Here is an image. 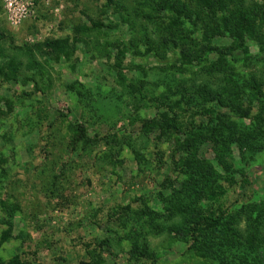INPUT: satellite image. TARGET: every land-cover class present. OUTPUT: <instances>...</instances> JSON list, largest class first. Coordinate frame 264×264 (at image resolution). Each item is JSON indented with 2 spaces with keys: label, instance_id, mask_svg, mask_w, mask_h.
Returning <instances> with one entry per match:
<instances>
[{
  "label": "rangeland",
  "instance_id": "374dc122",
  "mask_svg": "<svg viewBox=\"0 0 264 264\" xmlns=\"http://www.w3.org/2000/svg\"><path fill=\"white\" fill-rule=\"evenodd\" d=\"M210 1L0 0V263L264 264V0Z\"/></svg>",
  "mask_w": 264,
  "mask_h": 264
},
{
  "label": "trees",
  "instance_id": "16d2710c",
  "mask_svg": "<svg viewBox=\"0 0 264 264\" xmlns=\"http://www.w3.org/2000/svg\"><path fill=\"white\" fill-rule=\"evenodd\" d=\"M198 1L201 4L205 5L206 7L208 6L209 8H212V7H210L212 4L209 5V3L211 2L210 0H198ZM261 112L264 114V107L261 109ZM80 132L83 134L84 129H80ZM241 186L244 187V183ZM219 188H220V186L216 185L208 193V199L212 200V202L217 201L221 191L217 192L215 189H219ZM216 210H212L209 207L205 211V213L199 219H197V221L193 225V229H192L193 234H195V236H194L195 239H193L194 241L197 239V235L199 234V232L202 231L205 226L212 227V226H216V225L220 224L221 220L225 216V210L223 208H220V207L218 208L217 211ZM0 264H3V263H0Z\"/></svg>",
  "mask_w": 264,
  "mask_h": 264
},
{
  "label": "built area",
  "instance_id": "2783aa9c",
  "mask_svg": "<svg viewBox=\"0 0 264 264\" xmlns=\"http://www.w3.org/2000/svg\"><path fill=\"white\" fill-rule=\"evenodd\" d=\"M8 10L12 13L15 12L14 10L17 8L16 6H13V2L8 3L7 5Z\"/></svg>",
  "mask_w": 264,
  "mask_h": 264
}]
</instances>
